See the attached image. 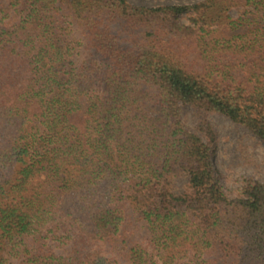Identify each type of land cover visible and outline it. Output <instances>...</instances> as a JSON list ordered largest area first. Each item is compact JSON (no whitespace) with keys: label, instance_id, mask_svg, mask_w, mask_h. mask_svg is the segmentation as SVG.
Instances as JSON below:
<instances>
[{"label":"trees","instance_id":"16d2710c","mask_svg":"<svg viewBox=\"0 0 264 264\" xmlns=\"http://www.w3.org/2000/svg\"><path fill=\"white\" fill-rule=\"evenodd\" d=\"M264 0H0V264H264Z\"/></svg>","mask_w":264,"mask_h":264},{"label":"rangeland","instance_id":"374dc122","mask_svg":"<svg viewBox=\"0 0 264 264\" xmlns=\"http://www.w3.org/2000/svg\"><path fill=\"white\" fill-rule=\"evenodd\" d=\"M144 5L166 3H192L200 0H130ZM208 118L219 137L215 161L221 171L231 177L239 174L253 176L264 181V143L250 130L233 122L221 113L202 115L192 106L184 107V117L189 125L195 126L202 117Z\"/></svg>","mask_w":264,"mask_h":264}]
</instances>
